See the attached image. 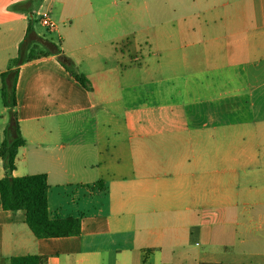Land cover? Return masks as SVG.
<instances>
[{
	"label": "crops",
	"instance_id": "obj_1",
	"mask_svg": "<svg viewBox=\"0 0 264 264\" xmlns=\"http://www.w3.org/2000/svg\"><path fill=\"white\" fill-rule=\"evenodd\" d=\"M20 1L0 0V92ZM43 2L57 28L36 31L93 90L56 55L20 66L13 174H47L51 215L82 232L39 238L0 204V264H264V0ZM6 122L0 99V145Z\"/></svg>",
	"mask_w": 264,
	"mask_h": 264
},
{
	"label": "trees",
	"instance_id": "obj_2",
	"mask_svg": "<svg viewBox=\"0 0 264 264\" xmlns=\"http://www.w3.org/2000/svg\"><path fill=\"white\" fill-rule=\"evenodd\" d=\"M43 0H26L14 3L11 8L33 13L24 40L21 42L18 56L12 59L8 70L2 73L0 99L7 109V122L4 139L0 145V157L3 161L5 176L0 178V204L5 210L26 211V221L32 232L39 238L80 235L83 213L67 217L52 216L49 210L48 176L45 173L14 176L16 156L19 148L26 144L22 135L17 110V81L20 66L28 61L45 56L56 55L60 63L87 90L92 91L91 80L76 71L74 61L65 54L61 45L40 35L34 25L36 10ZM128 41L120 43V51ZM99 191L106 190L104 181L98 180L92 185ZM47 256L37 254L17 255L10 258V264H47Z\"/></svg>",
	"mask_w": 264,
	"mask_h": 264
},
{
	"label": "built area",
	"instance_id": "obj_3",
	"mask_svg": "<svg viewBox=\"0 0 264 264\" xmlns=\"http://www.w3.org/2000/svg\"><path fill=\"white\" fill-rule=\"evenodd\" d=\"M38 22L48 31H54L57 28V23L51 16V10L43 2L36 11Z\"/></svg>",
	"mask_w": 264,
	"mask_h": 264
},
{
	"label": "water",
	"instance_id": "obj_4",
	"mask_svg": "<svg viewBox=\"0 0 264 264\" xmlns=\"http://www.w3.org/2000/svg\"><path fill=\"white\" fill-rule=\"evenodd\" d=\"M30 17H31V18H33V17H34V14H33V13H31V14H30Z\"/></svg>",
	"mask_w": 264,
	"mask_h": 264
}]
</instances>
